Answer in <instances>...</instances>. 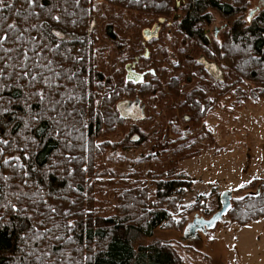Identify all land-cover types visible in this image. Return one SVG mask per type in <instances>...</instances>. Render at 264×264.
<instances>
[{"label": "trees", "instance_id": "obj_1", "mask_svg": "<svg viewBox=\"0 0 264 264\" xmlns=\"http://www.w3.org/2000/svg\"><path fill=\"white\" fill-rule=\"evenodd\" d=\"M250 1L3 0L0 264H183L171 243L149 241L184 231L193 214L217 215L222 203L215 191L212 208L206 196L187 202L193 180L180 164L201 153L186 149L192 138L175 124L184 115L207 131L224 96L231 110L264 101V10L251 20ZM213 13L226 22L219 40L207 34ZM128 65L142 83L126 80ZM133 122L153 140L178 137L155 146L166 154L180 144L170 165L130 172L147 159L119 157L137 145L107 139ZM239 191L225 227L264 219V182Z\"/></svg>", "mask_w": 264, "mask_h": 264}, {"label": "rangeland", "instance_id": "obj_2", "mask_svg": "<svg viewBox=\"0 0 264 264\" xmlns=\"http://www.w3.org/2000/svg\"><path fill=\"white\" fill-rule=\"evenodd\" d=\"M262 10H264V0H251L246 14L252 20L259 16ZM213 16L214 23L207 34L210 40L214 37L219 40L226 22L216 13H213ZM43 27L47 33L53 30L47 23ZM63 38L81 39L72 34ZM216 75L221 76L220 71H217ZM231 103L234 101H227V97L224 96L209 112L207 119L209 133L202 127L183 123L184 115L180 116L178 123L175 124L174 129L182 138H192L186 149L192 150V153H201L180 164L181 169L193 180L192 191L187 198L188 203H194L199 197L206 196L205 203L207 202L212 208L215 206V200L211 197L213 191L220 193V198L223 193L231 192L236 199L244 196L245 191L240 192L239 189L252 180L259 179L264 182V101L249 100L245 102L243 109H237L234 105L232 110ZM129 113L135 119H140L143 114L138 107H134ZM141 128L143 127L133 122L128 127L127 133L121 132L107 140L117 142L118 145L129 142L137 145L132 153H124L120 148L116 150L119 157L147 159V163L141 167L132 163L128 168L130 172L141 168L147 173L160 170L163 165H170L175 159L173 153L179 150L180 144H173L174 149L166 154H159L155 146L160 143L163 146L160 151L167 150L170 148L169 143L176 141L178 137L176 138L172 133L168 139L156 141L151 138L152 134L143 133ZM166 129L169 128L164 130ZM188 131L194 133L190 134ZM116 188L118 189L119 186ZM196 216L207 220L214 217H207L199 212L190 217L187 225L192 223ZM225 221H220L212 231L200 232L194 239L184 238L186 227L180 233L171 230L159 231L149 242L171 243L183 264H264V219L245 226L233 223L227 227L224 225Z\"/></svg>", "mask_w": 264, "mask_h": 264}, {"label": "water", "instance_id": "obj_3", "mask_svg": "<svg viewBox=\"0 0 264 264\" xmlns=\"http://www.w3.org/2000/svg\"><path fill=\"white\" fill-rule=\"evenodd\" d=\"M163 20L161 21V23ZM160 31V25H157L153 29H148L144 31V36L147 39H150L152 37L158 36V33ZM149 55V52H146V56ZM127 75L126 80L128 82H132L136 85L142 83L144 81V75L139 74L135 71L134 67L131 65H128L126 67ZM140 101L137 100V103ZM232 193L231 192H225L221 196V203H222V210L215 215L213 218L207 220L204 218H199L198 216L195 217L194 221L190 223L185 232H184V238L187 239H194L197 237V235L200 232L207 233L209 231H212L216 228L217 224L223 220L224 216L227 214L228 209L231 207V200H232Z\"/></svg>", "mask_w": 264, "mask_h": 264}, {"label": "snow or ice", "instance_id": "obj_4", "mask_svg": "<svg viewBox=\"0 0 264 264\" xmlns=\"http://www.w3.org/2000/svg\"><path fill=\"white\" fill-rule=\"evenodd\" d=\"M2 5H3V0H0V6H2ZM57 35H59V33H57ZM7 39H8L7 36L0 37V45H2L3 41L7 40Z\"/></svg>", "mask_w": 264, "mask_h": 264}]
</instances>
